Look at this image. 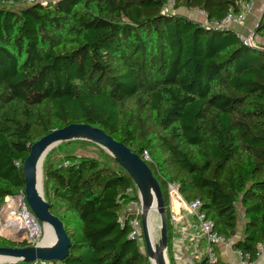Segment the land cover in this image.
I'll list each match as a JSON object with an SVG mask.
<instances>
[{
    "label": "trees",
    "instance_id": "obj_1",
    "mask_svg": "<svg viewBox=\"0 0 264 264\" xmlns=\"http://www.w3.org/2000/svg\"><path fill=\"white\" fill-rule=\"evenodd\" d=\"M246 1L0 0V207L23 194L21 168L34 142L90 124L140 158L147 152L170 264L167 184L178 185L184 202L198 200L224 240L240 206L241 238L231 248L255 261L264 246V47L210 26ZM177 9L203 11L206 23ZM253 33L264 37V8ZM52 151L42 162L43 198L70 248L50 264H150L129 237L126 209L137 190L125 171L104 152L101 161L54 160ZM16 246L0 236V247Z\"/></svg>",
    "mask_w": 264,
    "mask_h": 264
},
{
    "label": "water",
    "instance_id": "obj_2",
    "mask_svg": "<svg viewBox=\"0 0 264 264\" xmlns=\"http://www.w3.org/2000/svg\"><path fill=\"white\" fill-rule=\"evenodd\" d=\"M74 140L96 144L105 150L129 176L141 203L140 225L147 259L149 261L153 257L155 264H168L166 210L160 186L150 168L142 158L122 142L116 141L100 128L84 123H71L41 137L30 146L21 168L25 202L38 222L49 224L52 227L54 244L43 247H0V256L9 259L8 262L20 260L27 264L36 261L61 262L68 256L69 238L61 220L50 212L49 205L43 198L41 187L38 186L37 174L38 170L42 172V162L52 147L62 142ZM152 209L157 213L160 223L159 240L153 248L150 243L148 224V215ZM19 230V233L25 231L24 228H19ZM206 262L207 258L204 257L199 264H206Z\"/></svg>",
    "mask_w": 264,
    "mask_h": 264
},
{
    "label": "built area",
    "instance_id": "obj_3",
    "mask_svg": "<svg viewBox=\"0 0 264 264\" xmlns=\"http://www.w3.org/2000/svg\"><path fill=\"white\" fill-rule=\"evenodd\" d=\"M23 2L31 3L34 1H39L41 3L53 2L55 0H22ZM254 0L242 2L239 5V10L237 13L229 12L222 20L213 21L210 23V26L217 28H226L231 23H241L248 15L253 12ZM202 15L206 20V15L203 11L193 10ZM256 27V26H255ZM239 40L244 44L255 46L253 41V33L250 32L248 36L243 34L236 33ZM256 47V46H255ZM142 160L148 161L149 156L147 152H143ZM167 191L169 195V223L172 226L173 231L179 230L181 223L186 224L187 232L189 230V237L197 242L198 244H203V252H198V244L195 246V256L198 260L204 255L207 258V263H214L217 260L216 254V245L224 242L225 240L218 236L213 231V224L210 220L205 218V215L200 212V202L198 200L186 203L182 200L178 192L177 184H167ZM126 211L131 214L129 225L131 227V232L129 237L136 239L137 242L142 240V232L140 225V215H141V203L140 199L137 197V200H132L127 206ZM190 219V220H189ZM173 247V246H172ZM260 253L264 251L263 246H259ZM173 252L175 256V251L173 247ZM238 256L241 259L247 261V256L244 258L240 253ZM50 263V262H49Z\"/></svg>",
    "mask_w": 264,
    "mask_h": 264
},
{
    "label": "rangeland",
    "instance_id": "obj_4",
    "mask_svg": "<svg viewBox=\"0 0 264 264\" xmlns=\"http://www.w3.org/2000/svg\"><path fill=\"white\" fill-rule=\"evenodd\" d=\"M166 11H171L172 10V2L169 1L165 7ZM174 13H179L181 15H185V16H190V17H195V18H199V19H204L202 17L201 14H199L198 12L195 11H189L187 12L184 9H177L172 11ZM244 36H248V34H245ZM256 47H259V44L255 43ZM65 143V142H64ZM59 143L57 145H55L54 147H52L49 151H52V157L54 160H62L63 157L67 154H73L76 156H87V157H92V158H97L99 160H104L105 156L103 154L106 153L108 154L105 150H103L102 148H100L99 146H97L96 144L93 143H85V144H81L75 141H71L68 144H62ZM109 155V154H108ZM40 184H41V192L43 195V184H42V175L39 179ZM44 197V196H43ZM17 198V199H16ZM14 199L16 206H12L9 202H7L8 200ZM7 202V204H6ZM6 204V205H5ZM6 206V207H4ZM24 208H26V210L28 212L29 211V207L25 202L24 199V195L20 194L19 196H16L14 198H6L2 204V206L0 207V236L9 239V240H15V244H17L16 247H22L21 243L24 242L25 247H37L42 241H43V224L39 223V226H41V230L38 228L39 231H36V235L31 236V227L30 224H24L22 226H19V224H7L6 221L9 217V215H15L18 214L20 215L23 211ZM30 214H32L30 212ZM237 219H238V223L241 221V217L240 214L237 212ZM148 224H150L151 227V232L153 234V238L155 243L159 240V217L157 215V213L154 210H151L149 212L148 215ZM19 228H24L25 231L24 232H20L19 233ZM174 234V233H173ZM139 245H140V249L141 252H145V248H144V242L143 239L141 241H139ZM176 255L174 256V264L176 263ZM168 259V256H167ZM22 261L17 260L14 262H4L1 264H20ZM30 264H50L49 262H40V261H36ZM168 264H170L169 259H168Z\"/></svg>",
    "mask_w": 264,
    "mask_h": 264
},
{
    "label": "crops",
    "instance_id": "obj_5",
    "mask_svg": "<svg viewBox=\"0 0 264 264\" xmlns=\"http://www.w3.org/2000/svg\"><path fill=\"white\" fill-rule=\"evenodd\" d=\"M264 8V0H254L253 12L248 15L241 23H231L228 28L232 29L236 33L240 34H248L250 32L253 33L255 26L259 23L261 18V14ZM189 12V11H187ZM195 21L200 23H206L205 19H197L195 17L187 16ZM254 34V33H253ZM253 41L259 46L264 47V37L253 36ZM239 213L241 214L242 209L240 206L237 207ZM190 220V219H189ZM244 220H241L235 232L233 233L231 239L225 240L224 242L216 245V254L217 260L224 264H264V251L258 254V257L252 263H248V261L241 259L238 256V253L234 252L231 248L232 243L239 240L241 238L242 228H243ZM179 230L175 229L173 231L174 236L172 240V246L174 247V251L176 255V263L177 264H195L198 258L195 256V246L198 244L193 241L189 237V230L187 232L186 224L181 223L179 226ZM203 244H198V252H203ZM264 248V246H263Z\"/></svg>",
    "mask_w": 264,
    "mask_h": 264
},
{
    "label": "bare ground",
    "instance_id": "obj_6",
    "mask_svg": "<svg viewBox=\"0 0 264 264\" xmlns=\"http://www.w3.org/2000/svg\"><path fill=\"white\" fill-rule=\"evenodd\" d=\"M42 167V166H41ZM42 169V168H41ZM42 175V172H40V170H38V174H37V182H38V186L41 187V184H40V177ZM17 199V198H16ZM16 201V200H15ZM15 201L14 199H9L7 202H9L13 207L16 206L15 204ZM6 202V204H7ZM5 204V205H6ZM6 207V206H4ZM153 210V209H152ZM7 224H19V226H22L24 224H30V227H31V236H34L36 235V231H39L38 228L41 230V226H39V223L37 222V220L34 218V216L32 214H30V212H28L26 210V208H24V211L18 215V214H15V215H9L7 221H6ZM44 226H43V241L38 245V246H52L55 242V239H54V234H53V230H52V227L49 225V224H46V223H42ZM149 234H150V243L152 245V248L155 246V241H154V238H153V234L151 232V227H150V224H149ZM9 259H7L6 257H3V256H0V264L1 263H4V262H8ZM149 263L150 264H155V259L153 257H151L149 259Z\"/></svg>",
    "mask_w": 264,
    "mask_h": 264
}]
</instances>
